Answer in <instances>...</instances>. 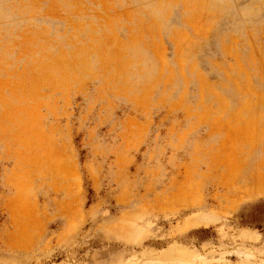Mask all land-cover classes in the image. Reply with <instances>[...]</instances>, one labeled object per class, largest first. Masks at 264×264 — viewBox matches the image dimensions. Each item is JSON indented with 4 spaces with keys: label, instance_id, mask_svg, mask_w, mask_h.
I'll use <instances>...</instances> for the list:
<instances>
[{
    "label": "rangeland",
    "instance_id": "obj_1",
    "mask_svg": "<svg viewBox=\"0 0 264 264\" xmlns=\"http://www.w3.org/2000/svg\"><path fill=\"white\" fill-rule=\"evenodd\" d=\"M0 264H264V0H0Z\"/></svg>",
    "mask_w": 264,
    "mask_h": 264
}]
</instances>
